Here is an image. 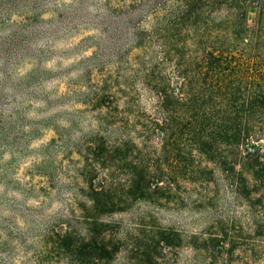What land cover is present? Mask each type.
Returning a JSON list of instances; mask_svg holds the SVG:
<instances>
[{
  "label": "rangeland",
  "instance_id": "obj_1",
  "mask_svg": "<svg viewBox=\"0 0 264 264\" xmlns=\"http://www.w3.org/2000/svg\"><path fill=\"white\" fill-rule=\"evenodd\" d=\"M200 3L0 0V264H226L225 250L262 251L264 179L233 184L237 147L188 136L181 107L163 131L158 92L176 67L198 77L232 38L237 11ZM261 3L246 9L251 37ZM247 137L263 151L264 136Z\"/></svg>",
  "mask_w": 264,
  "mask_h": 264
},
{
  "label": "trees",
  "instance_id": "obj_2",
  "mask_svg": "<svg viewBox=\"0 0 264 264\" xmlns=\"http://www.w3.org/2000/svg\"><path fill=\"white\" fill-rule=\"evenodd\" d=\"M255 0H200V4L234 8L237 13L229 29L232 38L213 46L205 53V64L199 68L198 77L182 71L177 66L178 81L170 88L169 94L158 92L160 107L163 109L165 129H174V119L177 115L170 112V107H181L178 119H181L185 133L188 136H226L233 143L238 154L228 161L227 173H236L232 183L248 185L262 181L259 173L264 167V149L257 148L253 140L247 136H264V4L260 5V17L253 31V36L243 31L246 26V9ZM195 2V1H194ZM260 3V2H259ZM186 10L191 4L186 5ZM243 30V31H242ZM241 41L238 43L235 41ZM248 49L253 56L246 58ZM248 59L247 62L243 60ZM252 59V60H251ZM207 60V61H206ZM249 60L251 64L249 63ZM261 61V62H259ZM186 110L183 111V108ZM168 133V132H167ZM246 141L253 143L250 148ZM246 146V148H244ZM213 159V156H209ZM245 165H251L249 175L245 174ZM241 172V173H240ZM159 181V180H158ZM158 181H156L158 183ZM167 183H176L167 178ZM159 182H162L159 181ZM166 249V248H164ZM172 248H168L170 251ZM207 264H220L217 256H211ZM226 264H264V245L260 252H236L225 250ZM195 264H200L199 262Z\"/></svg>",
  "mask_w": 264,
  "mask_h": 264
}]
</instances>
